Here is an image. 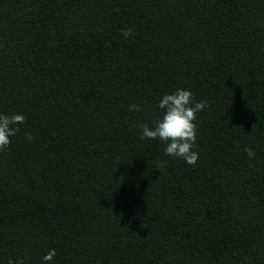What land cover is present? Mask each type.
<instances>
[{"label": "trees", "instance_id": "1", "mask_svg": "<svg viewBox=\"0 0 264 264\" xmlns=\"http://www.w3.org/2000/svg\"><path fill=\"white\" fill-rule=\"evenodd\" d=\"M177 88L194 165L139 137ZM13 112L0 264H264V0H0Z\"/></svg>", "mask_w": 264, "mask_h": 264}, {"label": "clouds", "instance_id": "2", "mask_svg": "<svg viewBox=\"0 0 264 264\" xmlns=\"http://www.w3.org/2000/svg\"><path fill=\"white\" fill-rule=\"evenodd\" d=\"M131 29L122 32L124 38H128ZM190 89L177 88L170 93L163 94L157 101L156 107L161 110L151 125L145 123L138 125L140 139L159 140L164 142V153L168 156L180 158L188 165H194L199 153L195 150L197 127L196 114L207 107L204 100L195 101L192 99ZM130 111H138L135 104L128 105ZM25 117L22 113H0V151L6 149L10 138L15 136L18 125L23 124ZM31 140V136L26 137ZM245 152L250 158L256 153L246 148ZM56 255L55 249H49L40 258L41 264H51ZM7 264H23L21 259H8Z\"/></svg>", "mask_w": 264, "mask_h": 264}]
</instances>
